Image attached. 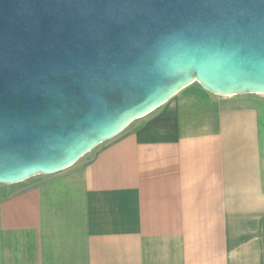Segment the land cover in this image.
I'll return each instance as SVG.
<instances>
[{
	"label": "crops",
	"instance_id": "1",
	"mask_svg": "<svg viewBox=\"0 0 264 264\" xmlns=\"http://www.w3.org/2000/svg\"><path fill=\"white\" fill-rule=\"evenodd\" d=\"M30 181L0 200V264H264V94L192 82Z\"/></svg>",
	"mask_w": 264,
	"mask_h": 264
},
{
	"label": "water",
	"instance_id": "2",
	"mask_svg": "<svg viewBox=\"0 0 264 264\" xmlns=\"http://www.w3.org/2000/svg\"><path fill=\"white\" fill-rule=\"evenodd\" d=\"M192 82L264 94V0H0V184L69 168Z\"/></svg>",
	"mask_w": 264,
	"mask_h": 264
},
{
	"label": "rangeland",
	"instance_id": "3",
	"mask_svg": "<svg viewBox=\"0 0 264 264\" xmlns=\"http://www.w3.org/2000/svg\"><path fill=\"white\" fill-rule=\"evenodd\" d=\"M96 148H94L92 151H90L89 153L84 155L82 158H80L77 162H75L69 168H67V169H65V170H63L57 174L67 176V175H71L74 173H78L81 170L82 166L89 160V158L91 157L92 153L95 151ZM26 181H28V182H26ZM26 181H23V182H20L17 184H13V185L0 184V200L7 197V196H10L13 193H16L20 190H23V189L29 187L31 181L29 182V179Z\"/></svg>",
	"mask_w": 264,
	"mask_h": 264
}]
</instances>
